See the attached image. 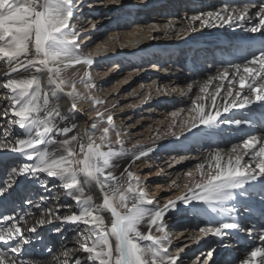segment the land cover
<instances>
[{"label": "snow or ice", "instance_id": "6c2138e0", "mask_svg": "<svg viewBox=\"0 0 264 264\" xmlns=\"http://www.w3.org/2000/svg\"><path fill=\"white\" fill-rule=\"evenodd\" d=\"M77 7L76 0H0V61L7 67L0 73V119L6 121L0 128V152L30 161L12 168L8 179L0 181V264H180V255L170 254L168 245V217L178 204L195 216L215 217L199 227L196 242L208 235L221 241L233 233L251 237L256 229L242 225L237 209L248 212L249 202L256 200L264 213V131H252L257 124L264 125V3L222 0L212 10L185 14L188 31H196L198 23L200 28H246L252 35L247 37L240 62L228 61L199 86L181 131L197 138L218 134L221 125L234 124L244 134L230 147H216L200 157L195 172L184 174L189 178L185 190L163 205L149 197L142 186L146 182L130 168L131 163L148 157L152 147L132 149L129 164L117 175L116 162L130 150L116 131L113 115L105 117L97 111L95 122L83 131L72 122V114L80 111L77 101L82 99L77 84L95 87L89 69L97 59L81 55V33L72 24ZM164 27L171 30L174 22ZM80 65L87 66L82 75H66L68 69ZM61 95L72 101L67 113L59 105ZM86 99L93 107L103 103L92 96ZM257 108L258 117L254 114ZM183 111L171 116L178 117ZM234 111L245 115L238 119L225 116ZM14 129L20 134L14 135ZM97 129L98 137L94 135ZM112 132L119 148L113 146ZM171 135L180 138L175 132ZM41 174L59 182L58 195H51L53 190L42 184L48 196L41 195L38 202L24 200L19 212L4 207L3 198L16 178L38 180ZM172 184L178 187L176 181ZM93 185L98 195L89 191ZM60 196H67L73 204H60ZM52 224L72 225L75 244L59 252L48 249L50 259L26 256L25 246L31 243L28 233ZM54 231L59 233L61 227ZM259 241L264 245V228L259 230ZM212 256L209 251L205 264ZM257 257L264 264V246L246 251L245 258L234 259L233 264H257Z\"/></svg>", "mask_w": 264, "mask_h": 264}, {"label": "rangeland", "instance_id": "374dc122", "mask_svg": "<svg viewBox=\"0 0 264 264\" xmlns=\"http://www.w3.org/2000/svg\"><path fill=\"white\" fill-rule=\"evenodd\" d=\"M163 1L129 0L128 5H126L119 2V0H76L77 11L80 9L81 12L76 11L72 23L80 22L81 24L75 26V30L81 33L80 41L83 45L81 51L92 55L97 45L101 47L107 43L108 37L115 35L120 38L124 33L133 32L135 28L142 26L144 23L155 22L152 17L153 14L149 13L147 8L149 9L151 5L158 3L162 4ZM128 9L133 11L130 13ZM167 13L169 17L176 16L180 20H185V14H189L185 9L180 10L174 7ZM154 14L160 15L158 12ZM76 16L82 18V20L79 21ZM169 21L171 19L165 18L160 22H155L159 24L158 27L151 29V37L155 40L142 46L145 51L139 54V58L133 60V57L129 58V55L125 54L129 58L128 62H114L115 59L112 58L110 62L96 61L89 69L95 87L88 89L89 92H85V94L92 97L96 96L97 99L103 101L102 104H99L100 109L110 111V114L113 115L116 131L120 133V138L123 140L125 147L131 144H148L149 138L154 136L159 129L165 128L170 120L177 119V117H172L171 113L181 109L185 111L183 101L163 100L164 97H169L170 94L178 91L174 80L177 78V81H180L182 76L177 77V74L167 68L171 60L168 61L165 58V53L156 56V52L162 47L168 46L170 49L173 45L182 46V48L184 46L185 48L191 41L190 36L187 38L178 36V40L174 39L173 34L175 33L169 32L164 27ZM160 23L162 24L160 25ZM93 24L96 25L94 29L92 28ZM159 34L160 37L156 38V35ZM169 38L170 40H168ZM138 49H141V46ZM166 49L167 52L169 49ZM145 54L149 55L146 56ZM125 56L124 58L127 59ZM155 56L159 59H155ZM154 89L162 97L158 103L150 101ZM169 89L170 92H167ZM175 98L179 100L176 94ZM185 103L187 111L190 106L189 103ZM85 109L86 107H79L80 111L78 113L85 117L84 120L88 121L94 114L88 113ZM225 116L227 115L225 114ZM157 137L154 139H157ZM207 137L208 135L200 136L190 141L181 139L177 143L174 141L155 147L147 160L132 163L130 168L139 175L142 181L146 182L142 186L148 189L149 197H156L158 204L163 205L167 200L174 198L185 190L184 185L189 183V178L184 174L190 170L195 172V164L200 162L199 158L202 150H204L203 148L207 149ZM209 142L211 143V140ZM181 157H188V159L177 163ZM8 159L9 157L6 158L3 154L0 157L3 164ZM1 168L0 170H2ZM173 181L177 182L178 187L173 186ZM32 187L39 188L41 191L40 184H30L26 189ZM16 190L21 193L18 188ZM41 193H45V191L42 190ZM46 194L49 195L48 192ZM51 195L55 196L52 192ZM16 199L20 200L18 197ZM59 200L67 202V199L63 196ZM241 217L243 220V216ZM203 221L204 218L201 215H193L185 205L178 206L177 210L168 217L169 252L173 255H180V264H205V257L209 251L213 252V256L207 260V264H233V260L237 259V255L235 254V257L232 254L229 255V248L225 247V244L219 238L212 235L201 236L199 242H196L194 233L199 232L198 229L202 226ZM56 225L59 224L47 225L44 231L45 240H54L58 243L70 237L71 229H73L72 225L61 227L59 233L54 231ZM37 233L36 236H38ZM247 237V235H244L241 240L237 239L239 251L245 250L242 245L244 242L248 247H255L257 242H246ZM229 239L231 241L235 240L234 238ZM31 242L34 244L35 241ZM48 245L47 250L52 249V246L54 247L53 243H51L52 246ZM47 250L46 252H48ZM46 252L41 253L45 254Z\"/></svg>", "mask_w": 264, "mask_h": 264}, {"label": "bare ground", "instance_id": "6f19581e", "mask_svg": "<svg viewBox=\"0 0 264 264\" xmlns=\"http://www.w3.org/2000/svg\"><path fill=\"white\" fill-rule=\"evenodd\" d=\"M141 1H147V0H141ZM110 2V1H108ZM119 2H122L123 4L128 5L129 0H119ZM222 2L220 0H164L162 4L158 3L155 5H151V7L148 9L147 11L152 15V17L154 18L155 22H160V20L162 19H171L172 22L176 23L174 24V27L168 31L169 32H173L175 34H173V38L178 40V36H181L182 38H187L190 36L191 41H202V40H211V38H207V37H211V36H215L217 34H222V35H236L238 30L241 29H229L227 27L224 28H200L199 24H196V31H188L187 30V25H186V21L185 20H180L179 18H177L176 16L174 17H169L167 12H170L171 9L177 8V9H187L189 10L190 6H194L195 4H197L198 6H200V9L197 11H208V10H212L216 7H218ZM160 5V6H159ZM155 6V7H154ZM130 9H128L129 11ZM186 10V11H187ZM133 10H130V13ZM135 11V10H134ZM144 11V12H147ZM196 11V12H197ZM77 12H81V10L79 9ZM143 12V13H144ZM160 13V15L162 14V16L160 15H155L154 13ZM166 12V13H164ZM190 15L195 14L196 12H192L191 11H187ZM136 13V12H135ZM174 13V12H173ZM151 16V15H150ZM149 16V17H150ZM168 16V17H167ZM165 17V18H164ZM76 19L82 20V18H78V16H76ZM154 21L151 23H144L142 26H139L137 28H135V30L133 32H129V33H124L120 38H117L115 35L114 36H110L107 39V43L105 45H102L101 47H99V45L96 46V50L93 51L94 53H92V55L90 56H94L97 57L96 61H102V62H110V59L112 60V58H114V62H128L129 58L133 57L132 59H136L139 58V54L144 52L145 50L142 48V46L144 44H146L147 42H154V38L151 37V29H153V26L155 25H159L158 23L156 24ZM75 26L81 25L80 22H74L72 23ZM78 24V25H76ZM162 23H160L161 25ZM165 26V25H164ZM175 28V30H174ZM88 29V28H87ZM211 29H214L213 31H210ZM167 31V32H168ZM242 33H247V29L245 28L244 30H242ZM202 32H204V34H202ZM207 32V33H205ZM181 33V35L179 34ZM159 35H156V38H159ZM202 37H206V38H202ZM136 40V41H135ZM170 40V38L168 39ZM189 41V40H188ZM190 42V41H189ZM141 46V49H138ZM166 48L169 49V47H162L161 49H158V51L156 52V56L160 55L162 53V55L165 53V58L170 61V63H168V69L173 71L175 74H177V77H181L180 81H177L178 79L175 78V86L178 87V91L173 92L172 94H170L169 97H164L163 100L169 101H183L185 104V111H183V113L177 117V119L175 120L176 123L173 124V119L170 120V122L166 125L165 128L163 129H159L158 132L155 133L154 136L150 137V141L149 143H145V144H131V145H127L125 148L130 150L128 152V154L126 156H122L117 162V167H116V174L118 175L119 172L123 171V167L125 165L129 164V161L131 159L132 156V149H136L137 152L140 150H146L148 147H158V146H163L165 144H169L172 143L174 141L180 142L181 139H185V140H193L196 138H193L191 135H189L188 133H182L181 131V127L183 124V121H186L189 119L191 112L189 111L192 106H193V100H196L199 94V86L205 81L207 80L209 77L214 76L218 70L222 69L223 66L217 62H215L211 56V54L208 52L207 49H200V48H196V47H188L182 46L178 47L176 45H173L167 52H166ZM152 51V50H151ZM151 51L149 52V54L151 53ZM175 51V53H173ZM125 54H128L129 58L127 56H125ZM149 54H145L146 56H148ZM167 54V55H166ZM81 55H85V56H89L88 54H85L81 51ZM127 57V59L124 58ZM155 59H159L158 57ZM87 66L85 65H80L74 68H70L67 70L66 75L67 76H72L73 73H76L77 76L82 75L83 72L85 71ZM7 71V67L5 65V63L3 61H0V73L2 72H6ZM185 77V79H184ZM2 79V78H0ZM45 81H46V76L44 77ZM177 81V82H176ZM215 83H219V82H215ZM192 86L191 89H189V86ZM214 85H210V90L214 89ZM77 89L79 90V92L81 93V97L82 99L77 101V106L78 109L79 107H86L85 111H87L88 113H93L94 115L91 117V119H89L88 121L84 120V116H82L80 113H78V111L74 114H72V122L77 123L78 125V131H83L84 129L90 128L91 124L94 121V117L96 115V112L99 111L101 113H104L105 117L110 114V111H103L100 109V105H96L95 107H93L91 100L86 99V97H88L87 94H85V92H89V90L87 88H85L83 85L81 84H77ZM173 90V89H172ZM180 90V92H179ZM167 91V90H166ZM154 92V93H153ZM152 92L153 96L150 97V101L153 103H158L159 100L162 99V97H160V95L158 94V91L156 89H154ZM170 92V89L167 91ZM175 94L177 95L178 99L177 100L175 98ZM181 94V95H180ZM158 95V96H157ZM202 95V94H200ZM155 96H157L156 98H154ZM96 98V96H94ZM71 100L68 99L67 97L61 95L59 98V105L61 107V109L64 112H68L70 105H71ZM189 103V108H187L188 110L186 111V103ZM209 105L211 104V101L209 100L207 102ZM227 116L233 117V118H242L245 115V112L243 111H234L232 113H227ZM3 125H2V124ZM6 125V121L3 119H0V128H2L3 126ZM106 125H101V127H104ZM193 131L195 132V129H193ZM244 131H247V129H245ZM253 134H256L262 130H260L259 128H257L256 126H254L253 128ZM177 133L180 135V138L177 139L176 137H174L173 135H171V133ZM13 134H20V130L18 129H14L13 130ZM244 132L237 130L236 126L233 125H221V131L218 134H213V135H208L207 137V149L203 148L204 150H202L201 153V157L203 155H206L209 151H211L212 149L216 148V147H220V148H228L231 146L232 143H236L238 142V138L243 136ZM95 136H99L100 135V131L99 129H97L94 133ZM158 136V137H157ZM155 137H157V139H154ZM200 136H198L197 138H199ZM231 138V139H230ZM116 139V134L115 132L111 133V140L113 141V146L116 148H119V145H116L115 142ZM209 140H211V143L209 142ZM215 143V144H214ZM210 146H212V148H210ZM4 157H9V159L3 164L2 161H0V168L2 170H0V181H4L6 179H8V175L10 173V170L12 168H18L21 164L24 163H30V161H27L26 159L20 157L17 154L11 153V152H0V157L2 156ZM148 157H144L141 158L138 162H143L144 160H147ZM132 165V163H131ZM130 165V167H131ZM207 170V169H206ZM199 179V177L197 178ZM58 181L56 180H52L51 178L46 177L44 174H41L38 178V180H33L27 177H18L16 178V183L14 184L12 190L10 191V193L5 196L6 197V205L8 207H6L8 210H12L13 208H15L16 211H20L21 208L24 207V200L26 199H32L35 202L39 201V197L41 195L44 196H48L46 194V192H48L44 187H42V184H46L47 185V189L53 190L52 193L56 195H58V191H56L55 189L58 188ZM30 184H36L39 185L40 184V188L41 191H45V193H41V191L39 190V188H31V189H26L27 186H29ZM16 188H18V190L21 192L19 193ZM23 190H25L23 192ZM89 191L94 194V195H98L97 189L96 187L90 186ZM20 198L16 199V198ZM62 196H60L61 198ZM64 198L67 199V202H61L60 200L58 201L60 204H73V201L68 198L67 196H63ZM258 199V198H257ZM249 204L252 206L251 210L248 212H245L243 207H238L237 212L243 216V220L241 219V223L243 226L245 227H253L256 229V232L251 236V237H247V241L246 242H252V241H256L257 243L255 244V247H261L264 245H261L260 241H259V230L261 228H264L263 223L260 220L259 214L262 213L260 211V206L258 205L256 200L250 201ZM182 204H178V206H181ZM185 210V209H183ZM31 211H33L36 215H38V212H35V209H32ZM23 214V213H21ZM110 215V214H109ZM201 216L204 218V221L202 222V226H205L207 222L212 221L213 218L215 219V217L212 214H201ZM66 225H56V227H64ZM47 225L43 226L42 228H40L36 233L38 236H36V233H28V237L31 241H35L34 244L33 242H31L29 245L25 246V254L26 256H30V257H34L40 260H44V259H50V257L48 256V252H46L47 250V246H49L48 244L51 245V243L54 244V247L52 246V249L55 250V252H59L61 250H63L64 247H72L75 244V230L74 227L72 230V233L70 235V237L67 240H64L62 242L57 243L54 242V240H45L44 239V231L46 229ZM55 227V228H56ZM146 231V229H144ZM156 235H158V233H154ZM196 238L198 235H200L199 232L194 233ZM242 233H233L231 237L229 238H234L235 240H230L229 238L225 241H223V244H227L228 248H229V255H234L233 257H235V254L237 255V258L239 259H243L245 258V254L246 251H251V247H248L247 244L244 242L242 245L244 246L245 250L243 251H239L238 246H237V242L238 240H241L242 236L246 235V234H242ZM48 235V234H47ZM204 237V236H203ZM202 238V237H201ZM170 239V236H169ZM238 239V240H237ZM39 240V241H38ZM175 249V248H174ZM170 251V250H169ZM41 252H46L45 254H42ZM171 254V252H170ZM257 264H259V257H257Z\"/></svg>", "mask_w": 264, "mask_h": 264}]
</instances>
